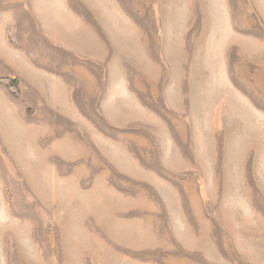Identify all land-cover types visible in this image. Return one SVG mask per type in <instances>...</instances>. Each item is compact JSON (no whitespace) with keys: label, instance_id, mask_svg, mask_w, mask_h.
Listing matches in <instances>:
<instances>
[{"label":"rangeland","instance_id":"374dc122","mask_svg":"<svg viewBox=\"0 0 264 264\" xmlns=\"http://www.w3.org/2000/svg\"><path fill=\"white\" fill-rule=\"evenodd\" d=\"M0 264H264V0H0Z\"/></svg>","mask_w":264,"mask_h":264},{"label":"bare ground","instance_id":"6f19581e","mask_svg":"<svg viewBox=\"0 0 264 264\" xmlns=\"http://www.w3.org/2000/svg\"><path fill=\"white\" fill-rule=\"evenodd\" d=\"M37 170V169H36Z\"/></svg>","mask_w":264,"mask_h":264}]
</instances>
